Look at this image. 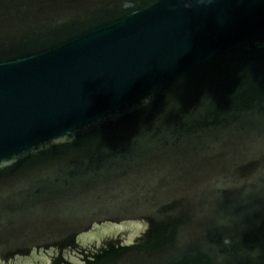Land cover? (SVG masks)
Returning <instances> with one entry per match:
<instances>
[{
  "label": "water",
  "instance_id": "obj_1",
  "mask_svg": "<svg viewBox=\"0 0 264 264\" xmlns=\"http://www.w3.org/2000/svg\"><path fill=\"white\" fill-rule=\"evenodd\" d=\"M0 264H264V0H0Z\"/></svg>",
  "mask_w": 264,
  "mask_h": 264
}]
</instances>
